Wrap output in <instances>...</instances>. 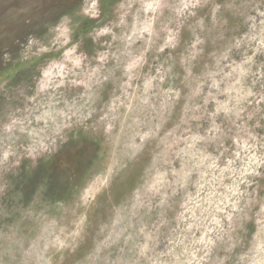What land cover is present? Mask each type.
<instances>
[{
  "label": "clouds",
  "instance_id": "1",
  "mask_svg": "<svg viewBox=\"0 0 264 264\" xmlns=\"http://www.w3.org/2000/svg\"><path fill=\"white\" fill-rule=\"evenodd\" d=\"M162 6L143 37V0H78L4 53L0 176L84 159L0 264H264V0Z\"/></svg>",
  "mask_w": 264,
  "mask_h": 264
},
{
  "label": "rangeland",
  "instance_id": "2",
  "mask_svg": "<svg viewBox=\"0 0 264 264\" xmlns=\"http://www.w3.org/2000/svg\"><path fill=\"white\" fill-rule=\"evenodd\" d=\"M77 2L78 0H0V64L4 63V53L15 59L30 34H39L45 24L56 21L62 14L75 7ZM163 3L164 0H143L142 16L139 12L133 16V31L143 37L154 31L158 32L170 15L168 9L162 6ZM188 12L189 6L184 5L176 10L175 15L183 20ZM168 39L171 40V37ZM83 159L82 155L73 154L68 150L46 168L41 167L32 176L21 175L15 178H10L7 174L0 176V230H6L12 225L24 228L28 212H43L49 206L50 199L62 197L66 184L61 182V177L70 175L74 169L82 165ZM45 178L47 191L51 194L49 200L42 198L37 192L38 186ZM212 198L213 192L210 190L207 199L211 202ZM213 219L218 223L217 218ZM196 239L193 237V241ZM204 239L205 233L199 232V242H203ZM146 249L147 246L142 250V254ZM189 250L193 258L189 264H195L198 253ZM156 255L163 256V252H157ZM155 258L153 256V259ZM156 264H163V261L157 260Z\"/></svg>",
  "mask_w": 264,
  "mask_h": 264
}]
</instances>
